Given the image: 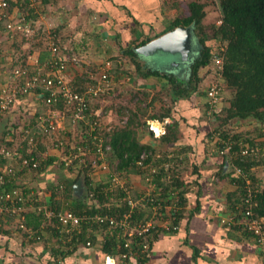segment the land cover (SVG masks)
Wrapping results in <instances>:
<instances>
[{"label": "trees", "instance_id": "trees-1", "mask_svg": "<svg viewBox=\"0 0 264 264\" xmlns=\"http://www.w3.org/2000/svg\"><path fill=\"white\" fill-rule=\"evenodd\" d=\"M53 1L55 0H42L39 3L40 5H48L51 4ZM213 1L219 2L222 14L220 24L213 26L212 37L215 39H219V41L224 44V47L221 48L219 51L215 52L213 50V46L208 44V41L209 39H211V37L206 31V26L204 24V18L206 16V2L204 0L190 1V3L188 4L189 14L186 16H177L176 18H174L168 29L172 30L177 26H185L192 28L194 37L196 38L197 50L196 54L194 53L195 56L189 55V57H191V60L188 64L185 65L187 73L184 74V72H177V67L173 68L174 71H168L155 68L149 63H145L144 65L141 64L138 58H149L151 57V55L147 56L146 54H142L137 51V48L145 45L152 38H148L146 40L141 41V43H139L135 47L131 46L123 49L124 53L126 55H129L134 61L135 69L142 75L153 76L158 79H166L165 83L170 86L169 93L171 96V104L169 103L168 107L164 109V112L159 115L154 114L153 112L148 113V109L154 107V101L146 103L145 106H143L142 103H138L136 104V107L134 109L130 108L132 114L129 116L126 125L120 126L119 128L111 131L110 144L112 149L110 160L111 163L113 159L114 161L117 160V169L121 170L126 175L136 172L139 173V171L141 170L140 167L142 166H144L145 168H156V172H152L151 177L152 181H154L157 186L161 188L160 197L169 198V200L165 202H173L175 205V212L172 215L174 218L172 221L173 227L174 225L180 224V222L185 216L187 205L189 204L188 194L194 190L195 192L197 191L198 195H201L203 192V185L201 184L199 179H194L191 181L188 178L187 180L186 177H179L180 175H172L170 177L167 175V168L165 166V163L168 162V159L165 157H160V153H157V143L151 144L149 143L150 141H142L144 130L141 131V129L148 128V119H172V122L167 124L165 134H162L159 137H155L152 130L148 131L151 139H157V142L160 143L159 145L163 147L173 145L177 142L181 135H183V139L186 140L192 139L193 135H195L196 142L199 143L200 146L202 145V143L205 144V148V146H207L206 138L210 140L213 136H215L218 138L215 140L214 143L208 141V143H210V149L208 152H212L211 156L216 157L218 156L217 151L219 150V148L221 149L226 145V143L224 142H233V151L235 152L232 155V158H229L231 159L233 165L241 167L244 173L238 175L234 169L233 171L223 173V167L226 165V162L224 160L225 157H223L220 158L222 159L219 164L220 168L215 174L221 179L225 177H230V182L235 184V188L229 192L227 197L229 210L234 209L237 204L242 203V199L244 197V194L246 193V190H244L243 187L248 184V179L254 181V179L257 178V170H254L252 168H255L257 166L264 167V0ZM15 2L16 4L18 2L20 3V5L22 4V7H24L31 15L33 12H35L37 8V3L32 2L31 0H16ZM14 4L15 3L13 1H10V6L7 10V15H11ZM8 22V16L0 18V24L4 25L5 27H7ZM56 33V31L49 32L47 30H39L36 34L32 35L31 37H27L26 35H22L20 33L16 34L21 35L23 37L22 39L27 40H30V38H39L38 41L43 44L44 48H42L40 53L38 67L35 68V70L37 71L40 70L43 75H45V73L51 70V65L53 62L52 44L56 45L59 48V50L62 52L61 54H67L70 51L68 50V48L62 49L60 44H58L59 40H57L58 36L56 35ZM46 44H48L47 47ZM15 46V50H17V48L21 49V42H15ZM24 51L25 50H21L20 52L24 54ZM25 57L26 55H24V58ZM215 57H220L222 60L221 73L216 72V75L224 79L227 86L233 92L232 97L229 100L230 104L224 110L226 113H223V110L221 109L218 112L209 114V98L208 92L206 90L205 92H203L204 94H202L207 97L205 99V118L203 117V119L201 117L202 115H199V117H197L198 123H191L187 117V115L192 117L191 112L190 114L188 112V110L190 111V107L186 105V108L183 106L177 108L178 103L180 104V102L183 100H190L195 94L201 93L200 85L203 77L200 75V70L201 68L207 66H213L214 68ZM62 59L64 58L62 57ZM167 62L170 64L169 61ZM19 63L25 65L26 60L20 62L18 60V57L15 58L14 66H18ZM219 84L221 85L220 82ZM86 87H73L72 90L83 92ZM33 92L35 95L38 94L40 100L43 101V104L45 105L44 109L49 108V105L46 102V98L50 95V91L44 89L43 87H36ZM63 104L64 100H62V98H59L58 101L55 102V104H53L51 107L56 109H62L64 108ZM39 112H37V116L41 114ZM184 112H187V114ZM142 116H146L144 118L145 120L142 118ZM206 117L211 119V121H215L216 119H218L220 120V123H222L221 127L219 128L220 130L216 129L217 132L215 134L213 132L203 133L204 125H202L201 123L206 121ZM232 120H237L238 123H242L246 120L248 122H251L252 125L244 126L246 129L243 131L244 133L249 135L248 138H246L245 140H241V136L244 134L243 132H232L231 129L235 126V124H233L234 126L231 125ZM182 125L183 128H181ZM226 127H228V130L224 131L226 133L221 132L223 130H226ZM251 127H253L252 130H255L256 132L255 138H250L251 135L248 131H251ZM140 131L142 133H140ZM200 134L202 135V137L198 138ZM91 138L89 139V141L87 140L86 142H84L81 146L85 147V149L91 147V151H94L95 144H93L94 142L91 141ZM240 141H242L241 144L239 143ZM247 146H250L248 154H240L241 150L243 148H246ZM67 147L68 146H66V148ZM73 147L76 149H73ZM251 147H258V152L252 153L253 151ZM191 148H195L193 146V143H189L186 150ZM77 149V146L70 145L68 147V152H73ZM21 151L24 155H27L25 149H21ZM34 154L36 155V153ZM142 154L146 155L145 159L143 160V165L139 164V160L141 159ZM166 154L168 157V152ZM42 155L43 154L41 152L38 153V156L43 157ZM179 157L180 156L176 158V161L182 162ZM45 158L49 160L46 161L45 159L44 161H42L39 168L35 170L39 174L40 172H44L47 169V166L51 164L53 159H55L53 156L49 158L47 156ZM208 161L209 160L206 158V156H204L200 164H205ZM77 162L78 161H76V163ZM209 162L211 163V161ZM75 166L76 164H74L73 166H69L67 169L69 173L71 172V175L74 173L73 169L75 168ZM198 166L196 168H198ZM16 171H18V169ZM18 173L20 172H16L13 175H6L8 179L7 182H9L7 185H5L6 188L9 189L18 185V183H16L15 181V177ZM79 175L71 179H59L58 182H56V185L54 184L50 186L49 190H51V200L53 197L61 195V197L59 196V198L52 200L50 207L56 208L57 210L70 208L79 214H88L90 216H94L97 213L110 214L116 216L117 218H121L125 213L130 212L132 210V215L131 217H129L132 222L137 223V221L141 222V220H143V217H145V213L142 212L140 208H131V206L127 202L128 200L126 197V192L118 188L113 190L105 189V187L109 185L110 181H92L91 178L87 175L85 176L86 185L88 186L90 192L93 193V195L90 196L88 194L86 199L84 200L75 198L73 196V186L75 182L79 179ZM256 183H259V187L261 188L260 192L257 193L256 196V199L259 203L258 207H256V211L258 212V214L264 217V180L258 179ZM188 184L190 186H188ZM32 190L33 189L29 186L24 189L26 196L31 194L30 200H28L27 203H30L34 207L36 206L35 208H37L38 205L45 204L44 199H36L37 197H39V191L35 190L36 192L33 193ZM139 196V194H136L134 199L138 198ZM114 197H117L119 199H113ZM200 207L201 203L200 201H198L195 207V211H200ZM195 211H192V213L190 212L189 215L193 214ZM25 218V223L27 225H34L35 229L39 228V225L41 223H48L44 214L35 210L31 212H25ZM48 225L51 226L52 224L49 223ZM223 227L229 228L224 225ZM57 229L55 227H51L50 231H52L51 233H55V235L60 238V234ZM81 229L82 230L80 233L74 234L71 237V240L66 243L67 247H62L60 249V253L65 255L72 251L70 248V242H75L76 244H78L81 242H87L88 240H90L91 243L95 241L97 236L91 232V230L94 229L100 231L104 235L102 240L103 253H111L116 255L120 254L122 251H127V248L124 247L125 237L122 236L118 229H109L107 223H83ZM178 230L179 229H172L171 231L165 230V232L174 233ZM163 231L164 230L162 226H158L155 231L149 233V235H147L145 239L149 241L151 243V246L153 247V243L158 233ZM145 239L139 236H134V242H143L145 241ZM137 251L139 253L138 263L146 264L149 258L142 257L141 251L139 249Z\"/></svg>", "mask_w": 264, "mask_h": 264}, {"label": "rangeland", "instance_id": "rangeland-1", "mask_svg": "<svg viewBox=\"0 0 264 264\" xmlns=\"http://www.w3.org/2000/svg\"><path fill=\"white\" fill-rule=\"evenodd\" d=\"M15 4L13 5V11L17 10L18 12H20V14H22L23 16H27L28 19H32L30 14L28 13V11L23 8L20 9V3L18 2L16 4V0H12ZM42 0H37L35 3H37L38 5L40 4L39 2H41ZM190 1L192 0H158L157 2L159 4H161V20L162 22H164V30L167 28H169L170 24L172 23V21L174 20V18H176L177 16H186L189 14L188 11V4L190 3ZM206 2V16L204 18V24L206 26V31L209 33L211 39H209L208 44H210L211 46H213V50L219 51L221 48L224 47V44L219 41V39H215L212 38L213 37V26L214 25H218L221 22V8L219 5L218 1H213V0H204ZM57 2V0L53 1L52 3ZM59 2H57L56 4H58ZM79 19H75V21L69 23L68 26L65 25H59L58 27H60V30H58L57 32L60 33V39H62L61 36L65 35V46L62 47V49L64 48H68L70 46V51L69 54H73L77 57V60H69V63H67V71H66V75L64 76L65 80L67 81V84L73 88V87H86V91L84 90V94H88L91 98V107H92V113L87 115V118L85 119H77V120H73V112H69L66 113L64 115L63 120H60L58 127L56 129V131H49L46 130L45 127H41L38 126L39 124H41L42 122V115L44 112L48 111V108L44 109V104L43 101L40 100V98L38 97V94H34V102L33 100L30 102V99L26 98L27 103H18L16 105V110L14 111H8L5 113H0V132L2 130V127L4 126V123L7 122L8 124H10V126H12L15 130L14 132L19 136L17 138V145L19 143V141L21 140V142H23V135L21 133V130L25 127L27 128H32L33 132H34V138H35V142H37L36 148L38 149V151L43 153V158L47 157V156H54V164L52 163V167L50 169H47L48 171H55L56 174L59 176V179H64V178H75L76 176L80 177H85V176H89L91 178V180H104V182L107 181H111L112 177L111 174H116L118 176L117 180L114 181L116 184H122L125 185L127 184V186L129 187L130 191H131V196L133 198H135L136 194H139L140 196L146 197L147 194H149L151 191H153L154 187V183L152 182V177H151V173L153 172V168H145L144 166L140 167V171L139 173H131L129 175L124 174L121 170L117 169V165H118V161L114 159L110 160V155H111V144H110V140H111V131L114 129L119 128L120 126H124L126 125V122L129 118V116L132 114L130 108L134 109L136 107V104L138 103H142L143 106H145L146 103L154 101L155 104H153V108H149L148 113L153 112L154 114H161L164 112V109H166L169 105V103L171 104V96H170V86H168V84H166V79L165 78H161L158 79L156 77L153 76H144L142 75L140 72H138L135 69V64L134 61L132 60V58L129 55H126L123 51V49H115L112 50L113 48H110L109 44L106 42V40L104 41L103 37L101 36V32L103 31V28H100V31H97L95 29H93V32L96 36L97 41H101L104 42V45L102 46L103 48H105V46H108V49L110 48L111 50L109 52H106L105 56H102L101 54H98L99 57L98 58H103L101 59V63L105 62L106 60H111L112 61V69H111V76H110V86L106 87V86H102L101 90L98 91L97 94H89L88 90L92 87L97 85L99 79V72H100V63H96L94 62H90L93 60H86V54L88 55L89 52H87L86 50L88 48H90V45L92 44L93 40L91 38L87 39L86 41L83 39V33H82V28L83 25L78 22ZM113 23L112 20H110V23L108 21V25L110 26V24ZM123 25V22L121 23ZM127 26V30H131V26H129L128 24ZM162 34H159L158 36H160ZM8 36V40H10V42H7L8 45H10L9 47L7 46L6 48H9L10 52H12L13 56H16L15 58L18 57V60L24 61L26 60V64L22 65L19 63V65L21 66H29L30 69L33 68L31 67L32 64H30L29 62L31 61V59L29 58V56H32L33 58L35 57V54L37 53H41V50L43 47V44L40 43V41H38L39 38H30V40L27 39H22L23 37L21 35H16V36H10L9 34H7ZM100 36V37H99ZM158 36L152 37V39L157 38ZM16 37V38H15ZM14 38V39H13ZM59 38V37H58ZM151 39V40H152ZM22 40H26V43ZM112 40L114 39H108V42H112ZM121 39L119 38V40L115 41V43H112L111 45L114 46H119V44L122 43V41H120ZM21 42V45L25 43V45L27 46L26 48L24 47L21 50H25L24 54L19 53L17 50H14V48H16L15 46V42ZM44 41V40H41ZM106 42V44H105ZM51 44V42H50ZM61 44V43H60ZM67 44V45H66ZM6 45V44H4ZM69 45V46H68ZM48 46V44H46V47ZM61 46V45H60ZM113 46V47H114ZM22 47V46H21ZM196 50H197V43H196V38L193 36L192 38V42H191V50L189 51V55L191 56H195L196 54ZM36 52V53H35ZM61 53V52H60ZM195 53V54H194ZM12 54H10V57H13ZM116 54V57H113V55ZM24 55H26V57L24 58ZM83 55V56H80ZM151 57L149 58H138L139 62L141 64H145V63H149L151 66L158 68L160 70H168V71H174L173 68H178L176 69L177 72H186V68L185 65L188 64V62H186V60H183V57L181 58V56L177 53V55L171 54V53H167L164 52L162 50H156L155 52H152ZM84 57V59L82 58ZM14 58V59H15ZM175 59V60H174ZM90 62V63H87ZM148 61V62H147ZM169 61L170 64L167 62ZM18 65V66H19ZM211 65V64H210ZM189 66V65H188ZM187 66V67H188ZM34 69V68H33ZM43 69V68H42ZM216 68L214 69L213 66H207V67H203L200 70V75L203 77L201 85H200V89H201V93L200 94H195L193 96V98L191 100H189L190 102V110H192V117L188 115V119L191 123L196 122L198 123L197 117H199V115L203 118H205V110H206V105H205V99L207 98L203 92H205L207 90V87L209 85H212L214 81H219L222 85V89L220 94H222L221 97V104L218 106V108H221L223 110V113L225 112V108L229 106L230 104V98L232 97V90L227 86L226 82L224 81V79L220 78L218 75H216ZM63 75V74H62ZM63 78V79H64ZM147 80V82L145 83L144 81ZM95 81V82H92ZM141 81H143L144 83H142ZM141 87H138L140 85ZM137 85V86H136ZM146 85V86H144ZM136 86V88H135ZM196 96V97H195ZM32 99V98H31ZM195 100H196V105H195ZM29 102L31 105H29ZM194 104V105H193ZM20 108V109H19ZM48 109V110H47ZM40 111V112H39ZM37 112L41 113L37 116ZM43 112V113H42ZM226 113V112H225ZM42 116L40 119L39 117ZM94 117H97V119L100 121V128L93 130L94 128ZM146 116H142V118L144 119ZM191 117V118H190ZM203 118V119H204ZM145 120V119H144ZM205 122H202L201 124L204 126H207V132H213L214 134L217 132L216 129H219L221 127L220 120L216 119L215 121H211V119H209L208 117H206ZM63 121V122H62ZM149 121H154V122H166L164 123L165 126L167 127L168 123L172 122V119L167 118V120H161V119H148L147 120V124H148V128L146 129H141V131L144 130L143 132V136H142V141L147 142L152 140L150 137V134L148 133V131H150V125H149ZM239 121V120H238ZM247 121V120H246ZM243 121L242 123H238L237 120H232L231 125L234 126L233 124H235L234 128H232V132L234 131L235 133H240L243 132L246 128L244 126H251V122H246ZM17 125V128L14 127V125ZM239 125V126H238ZM226 130H223L221 132L227 131L228 127H226ZM253 127H251V131L250 132V138H255L256 137V132L255 130H252ZM98 130V131H97ZM182 130V129H180ZM209 130V131H208ZM220 130V129H219ZM222 130V129H221ZM140 131V133H142ZM230 132V131H229ZM99 133V135H98ZM154 136L155 137H159L161 136L162 132H157V131H153ZM226 133V132H224ZM244 133V132H243ZM159 134V135H158ZM218 134V133H217ZM218 136V135H217ZM92 137V138H91ZM95 137H101L100 143H102L104 146H110V149H105L104 151V156L106 157V161L108 164V168L107 169H103V164L101 163H97V166H92L91 164H86V159L83 160L85 162V164H80V162L76 163V161L73 164H76L74 170V173L72 174V176L67 177L65 176V171L67 172L68 166H66L63 163V158L65 156V152H68V147L70 145L72 146H77V148H80L81 145L86 142L87 140L89 141V139L91 138V141H93L95 144L96 143V139ZM242 139L245 140L246 138L249 137V135H247L246 133H244L242 136ZM240 137V138H241ZM218 137L213 136L209 141H211L212 143L215 142V140ZM257 139V138H256ZM185 139H183V135L180 136V138L177 140L176 143H174L173 145H169V146H161L159 145L160 143L157 142L156 140H152L154 141V144L157 143V147H156V151L157 153H160V157H165L167 158L168 162L165 163V166L167 168V175L170 177L172 175H180L179 177L184 178L186 176L190 177L189 174L193 173L194 170L196 169H208L211 167L210 162L208 161L205 164H200V162L202 161V158L204 156H206V158L208 160L211 159V153L212 152H208L210 149V143L207 144L206 149L204 150V148H202L200 151L196 150L195 148H191L186 150V148L188 147V145H186ZM11 144H13L14 146L16 145V141H12L10 142ZM3 144V143H0ZM65 146V148H64ZM66 146H68L66 148ZM203 146V145H202ZM28 149H35L34 147L28 148ZM73 149H76L73 147ZM75 152H77L76 150H74ZM53 152V153H51ZM55 152V153H54ZM168 152V157H167V153ZM201 152V153H200ZM56 154V155H54ZM179 157V159L182 160V162L180 161H176V158ZM187 157V159H186ZM218 156L214 157L217 158ZM230 156L225 157V162L226 165L223 167V173H225L226 171H233L234 169V165L231 161V159L229 158ZM87 158H91V159H97V156L95 154H91V155H87ZM170 158V159H169ZM174 158V159H172ZM221 158V157H219ZM89 160V159H88ZM220 161H222V159H220ZM63 163V166H62ZM199 164V166H198ZM80 165V166H79ZM106 165V163H105ZM198 166V168H196ZM220 168V167H217ZM88 171H87V170ZM212 169V168H211ZM254 170L256 171V175L259 176H264V167L263 166H257L254 168ZM88 173H87V172ZM50 172L44 173V175H48ZM29 178H27L26 183L24 182V184L28 185L29 187H31L33 190L34 188H40L42 186L39 185V180L40 178L37 175H40L39 173L37 174H33V173H27ZM205 174V173H204ZM138 175L139 178V182L138 184V191L140 192H136L135 190V186L133 184L132 181V176H136ZM183 175V176H182ZM43 176V175H42ZM42 176H40L42 178ZM79 177V178H80ZM186 177V178H188ZM191 178V177H190ZM190 178H188L190 180ZM58 179V180H59ZM214 179V182H218L217 178H212ZM230 179V177H229ZM51 181V180H50ZM52 181L55 182L54 179H52ZM77 182V181H76ZM75 182V183H76ZM53 183V182H52ZM126 183V184H125ZM169 183V182H168ZM156 184V183H155ZM221 184V183H220ZM220 184H213V187H219L220 188V192H221V185ZM235 185V184H233ZM188 186H190L188 184ZM190 189V187H189ZM208 190V188H207ZM215 192V191H214ZM39 196H41L42 199H46L49 195H45L44 191H39ZM90 195V190L88 189V186H86L85 188V195H84V199H86L87 195ZM192 196L194 199L197 198V200H199L202 203V199L206 198L207 200L209 199L208 196H210L209 192L207 194V192L203 191V193L200 195V197L197 196V191L194 192V190L191 192ZM61 197V195H59ZM139 196V197H140ZM119 199L117 197H114L113 199ZM226 197H220L218 200V205H217V209L219 211H217L218 213H221L222 211H228V202H227V198ZM83 199V200H84ZM115 200V201H117ZM146 200L143 201L142 205L140 206V210L142 212L145 213V215L147 217H150L152 215H150V213L152 214V212H149V207L147 202H145ZM46 202H50V201H46ZM45 203V202H44ZM49 205V204H48ZM50 206V205H49ZM170 209V207H167V211L166 214L170 216V214L168 213V210ZM215 219H217V221L219 222L218 217L214 216ZM158 216H153V219H158ZM168 218L165 219V221H167ZM219 224H221L219 222ZM168 223L166 224V226L163 227L164 231L166 230V227H168ZM180 225V224H179ZM222 225V224H221ZM234 229H238V228H234ZM238 231H241L240 229H238ZM244 233V232H243ZM253 238V237H252ZM63 240V239H61ZM59 242V241H58ZM61 244V242H60ZM256 245V244H255ZM152 253V252H151Z\"/></svg>", "mask_w": 264, "mask_h": 264}, {"label": "crops", "instance_id": "crops-1", "mask_svg": "<svg viewBox=\"0 0 264 264\" xmlns=\"http://www.w3.org/2000/svg\"><path fill=\"white\" fill-rule=\"evenodd\" d=\"M157 1L158 0H57V2H59L58 4H56L57 2L48 5L36 4L37 8L35 12H33L32 15L30 14L32 19L27 21L33 27L34 31L32 35H34L39 30L57 32L60 30V27H58L59 25L62 24L68 26L69 23L75 21L76 18L79 19L78 22L83 25L81 30L84 35L83 39L86 41L85 37H87V39L91 38L93 40L90 48L86 50L89 53L88 55H85V59L93 60L90 62L95 61L102 65L104 62L101 63L100 61L103 58H98V54L105 56L106 52L111 50L110 48L115 50L125 49L131 46L135 47L143 40L169 31V28L164 30V22H162L160 17L161 4ZM22 6V4L19 6L20 9L24 8ZM22 16L23 15L20 14V12L14 10L11 12L9 22ZM110 20H112L113 23H111L110 26H107V23L108 21L110 23ZM122 22L123 25L121 24ZM127 24L131 26V30L126 29ZM100 28H103L101 36L104 41L106 40L109 44V49L108 46L103 48L102 46L104 45V42L97 41L96 39L93 29L100 31ZM17 33L26 35L27 37L32 36L25 34L24 31H9L7 27L0 24V85L7 81L11 70L16 66H14V58L16 56H13L9 48L6 47L10 46L7 43L10 42L7 34L13 37L16 36ZM56 35L59 37L57 39L59 40L58 44L61 43V47H64L65 35L61 36L62 39H60V33L57 32ZM119 38L121 39L120 41H122L119 46H114L115 44L111 45L119 40ZM108 39L114 40H112L110 44ZM24 42L26 43V41ZM25 43L21 45V49L27 47ZM21 49L17 48V51L21 53ZM64 49H67V47ZM69 49L70 46L68 47V50ZM10 54H12L13 57H10ZM113 56H116V54ZM39 57V53L35 54L34 58L29 56L31 59L29 63L32 64L31 67L34 68H32L33 70L38 67ZM82 58L84 59V57ZM90 62L87 61V63ZM141 82L146 83L147 80ZM138 87H141V85ZM26 98L30 99V102L34 99L33 97H25L20 100L19 104L27 103L25 102ZM30 102L29 105H31ZM186 105L191 107L189 100L181 101L180 104L178 103L177 108L180 106L186 108ZM17 107L15 106L13 111L16 110ZM188 112L189 114L191 112V115L193 113L192 110H188ZM184 113L187 114V112ZM10 124L11 123L8 124L7 122L4 123L0 132V143H5L6 132ZM17 125L18 124L14 125V127L17 128ZM181 128H183V125ZM207 129V126H204L203 133H207ZM201 137L202 135L200 134L198 138ZM195 139L196 137L193 135L192 139H185L184 141L186 145L193 143L195 149L200 151L204 148L205 144L200 142L203 145L200 146ZM152 140L147 142L154 144V141ZM206 140L208 144L209 140L207 138ZM205 149L206 146L204 150ZM45 159L46 158L44 157V160ZM47 160L49 159H46V161ZM209 161H211L210 168L196 169L193 173L189 174L191 178L186 176L190 178L191 181L199 179L203 185V191L207 192V194L209 192V199H202V203L200 202V211H195V207L199 200H197V198L194 199L191 193L188 194L189 204L187 205L185 216L180 222L179 230L174 233H158L153 243L151 256L146 264H264V258H262L255 245L254 239L249 234L245 232L243 233V231H238V229L234 228H224L223 225L219 224L217 219L213 217V215L216 217L218 215L217 211L219 210L217 209V205L219 198H227L229 192L233 190L235 186L230 182L229 178L225 177L221 179L215 175L219 169L217 167H219L221 162L219 157H211ZM52 162H54V159ZM10 163L12 162L4 160L1 161L0 164L6 169L8 165H11ZM12 164L15 168H18L16 164ZM51 164L47 166V169L52 167ZM47 169L42 173L40 172V175H37L40 178L39 185L42 187L39 189L36 188L32 190V192L35 193V190L41 192L44 191L45 195H49L47 200L50 201L48 203L46 202L47 200L44 199V202L51 205L52 200L59 198V196L53 197L51 200V190H49V188L51 185H56L59 176L55 171H48ZM47 172L50 173L44 175V173ZM27 173L37 174L38 172L35 170L20 172L15 177L16 183H26L27 178H29ZM70 173L67 170L64 174L67 177H71L72 175ZM40 176H42V178ZM212 178H217L218 182H214V179ZM52 179H54L55 182L52 181ZM138 180V175L132 176L136 192H140L137 189L138 185H140L138 184ZM213 184H220L222 187L221 192L220 188L213 187ZM24 185L28 187V185ZM197 196L200 197L198 194ZM26 206V212H31L33 210L37 211L30 203L26 202ZM192 211L195 212L189 215ZM27 226L34 230H38L41 234V238H28L27 232L19 227L18 220L2 211L0 207V264H104V254L102 251L103 236L98 230H91V232L97 236L91 245H87L86 242L78 244L70 242V248L72 251L63 255L60 253V249L62 247H67L66 243L69 241L61 240L55 235V233H51L52 231L50 230L51 227H53L52 225L50 226L41 223L37 229L34 228V225Z\"/></svg>", "mask_w": 264, "mask_h": 264}, {"label": "built area", "instance_id": "built-area-1", "mask_svg": "<svg viewBox=\"0 0 264 264\" xmlns=\"http://www.w3.org/2000/svg\"><path fill=\"white\" fill-rule=\"evenodd\" d=\"M10 1L12 0H0V18L1 17H10L11 15H7V10L10 6ZM32 2H36V0H31ZM7 29L9 31H24L25 34L30 35L33 33V27L28 23L26 16L19 17L13 21L8 22ZM59 48L52 44V54H53V62L51 65V70H49L45 75L42 74L40 70L30 69L29 66H15L7 79V81L0 85V113H5L8 111H13L14 107L25 97H33L34 98V89L36 87H43L46 90L50 91V95L46 98V102L49 105V110L43 113L42 122L38 126L45 127L46 130L56 131L60 120H63L64 115L69 112H73V120L77 119H85L88 114L92 113L91 107V98L88 94H84V92H78L76 90H72V88L67 84L64 76L67 71V63L69 60H77L75 55L61 54ZM62 57L64 59H62ZM112 61L106 60L104 64L100 66V72L98 76V83L95 86H92L88 92L89 94H97L99 90H101L102 86L109 87L110 86V76L112 69ZM217 69V73H221L222 68V60L220 57L214 58V69ZM219 68V71H218ZM63 74V75H62ZM57 78V79H56ZM64 78V79H63ZM88 89V88H87ZM86 89V90H87ZM222 86L219 82L214 81L212 85L207 87L208 98H209V108L208 113L213 114L214 112H218L221 108L218 106L221 102V92ZM85 90V91H86ZM59 98L64 100V108L56 109L51 106L58 101ZM63 122V121H62ZM159 122V121H158ZM161 124L162 134H165L166 127L164 123L159 122ZM150 129L152 131H156L154 128V121H149ZM100 126V121L97 117H94V128L93 130L98 129ZM12 126H9L6 132L5 143L0 144V163L2 160H7L16 164L19 168H15V166L10 163L6 169H4L0 164V207L1 210L13 216L19 222V227L27 232L28 238L40 239L41 234L38 230H34L31 227H28L25 223V212L27 209L26 202L30 200V195L26 196L24 189L27 187L24 184L18 183L17 186L12 188H6L9 182L6 175L15 174L16 172L33 171L37 170L42 161H44L43 157L38 156V149L36 148L37 142H35L34 132L32 128H23L21 133L23 135V142L19 141L17 145V138L19 137L15 132ZM98 131V130H97ZM161 134V135H162ZM99 135V133H98ZM159 135V134H158ZM97 140L95 143L94 151H91V147L86 148L80 147L75 151H69L65 154L63 158V163L66 166H73L75 161L80 162V164H85L83 160L86 159V164H91L92 166H97L96 162L103 164V169L108 168V164L106 161V157L104 156L105 149H110V146H104L100 143L101 137H95ZM243 140V139H241ZM16 141V145L14 146L10 142ZM226 145L223 148H219L217 151L218 157H227L232 155L235 151H233V142H224ZM240 144L242 141L239 142ZM26 145V146H25ZM34 147L35 149H28ZM249 147V148H247ZM243 148L240 152L242 155H246L249 152L250 146ZM21 149H25L27 155H24ZM252 153H257L258 147H251ZM36 153V155L34 154ZM42 153V152H41ZM95 154L97 159L87 158V155ZM239 154V153H238ZM146 155L142 154L141 159L139 160V164L143 165V160ZM89 159V160H88ZM106 163V165H105ZM153 168V167H151ZM18 169V171H16ZM254 169V168H252ZM234 170L238 175L243 174V170L239 166L234 165ZM153 172H156V168H153ZM264 175V174H263ZM112 179L108 186L105 189L113 190L120 189L127 194V202L131 206V208H140L143 201L146 200L151 218L143 217L141 222L137 221V223L132 222L129 218L132 215V210L130 212L125 213L121 218H117L114 215L110 214H101L97 213L94 216H90L88 214H79L70 208H64L62 210H57L56 208L50 207L48 204L38 205L37 212L43 213L47 222L44 223L48 225L49 223L55 227L59 234L60 239L64 241H69L74 234H78L81 232L82 224L89 222H96L98 224L107 223L109 229H118L123 237H125L124 247L127 248V251H122L120 254H111V253H103L104 254V264H139V253L138 249L141 251L142 257H150L152 252V246L149 241L145 238L149 233L155 231L158 226H166L168 223V227H166V231H171L172 229H179L180 225H172L173 214L175 212L174 203H166L169 198H162L161 196V188L154 183L153 191L146 195V197L140 196L134 199L131 196V191L129 187L122 184H116L114 181L117 180L118 176L116 174H111ZM264 180V176L257 175V178L253 180L248 179V184L243 187L246 190L244 197L242 199L241 204H237L234 209L218 213L217 217L219 222L227 226L229 228H238L241 231L249 234L253 237L254 242L262 256L264 258V217L258 214L256 211V207H258V201L256 199L257 193L260 192L259 183L256 181ZM152 180V179H151ZM93 193L90 192V196ZM37 200L41 199V197H37ZM36 207V206H35ZM167 207H170L167 215ZM153 216H158V219H153ZM167 221H165V219ZM164 230V229H163ZM102 236L103 233L100 232ZM134 236H139L145 239V241H137L134 242ZM87 245H91V241L88 240L86 242Z\"/></svg>", "mask_w": 264, "mask_h": 264}, {"label": "water", "instance_id": "water-1", "mask_svg": "<svg viewBox=\"0 0 264 264\" xmlns=\"http://www.w3.org/2000/svg\"><path fill=\"white\" fill-rule=\"evenodd\" d=\"M193 36L194 33L191 27L177 26L157 38L150 40L145 45L138 47L137 51L147 56L156 50H162L174 55L178 53L181 58L183 57V60L189 63L191 60L189 51L191 50ZM86 186V178L83 176L80 177L73 186V196L77 199H84Z\"/></svg>", "mask_w": 264, "mask_h": 264}, {"label": "bare ground", "instance_id": "bare-ground-1", "mask_svg": "<svg viewBox=\"0 0 264 264\" xmlns=\"http://www.w3.org/2000/svg\"><path fill=\"white\" fill-rule=\"evenodd\" d=\"M154 128L157 132L161 130V124L159 122H154Z\"/></svg>", "mask_w": 264, "mask_h": 264}, {"label": "clouds", "instance_id": "clouds-1", "mask_svg": "<svg viewBox=\"0 0 264 264\" xmlns=\"http://www.w3.org/2000/svg\"><path fill=\"white\" fill-rule=\"evenodd\" d=\"M33 34V33H32ZM32 34H30L29 36H31ZM167 120V119H166Z\"/></svg>", "mask_w": 264, "mask_h": 264}]
</instances>
